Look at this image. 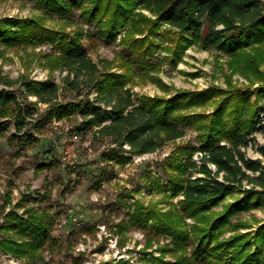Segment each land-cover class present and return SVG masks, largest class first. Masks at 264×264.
I'll return each instance as SVG.
<instances>
[{
	"label": "trees",
	"instance_id": "1",
	"mask_svg": "<svg viewBox=\"0 0 264 264\" xmlns=\"http://www.w3.org/2000/svg\"><path fill=\"white\" fill-rule=\"evenodd\" d=\"M33 1L48 17L56 15L66 23L74 9H78L81 18L86 22L94 21L97 34L108 41H113L119 29H124L121 42L133 50L138 68L147 64L146 56L157 47L152 40L159 33L160 23L164 22L192 38L180 35L169 38L174 42V49H168L176 56L191 40H200L204 46L229 55L227 65L232 70L250 80H264V72L259 68L264 61V0ZM84 1H87L86 5ZM141 8L148 9L155 17L145 15ZM45 19L44 15L0 17V43L11 46L59 40L61 54L52 59L46 57V64L51 67L75 65L78 72L96 73L97 66L88 59L80 32L76 30L68 38L62 28L47 25ZM204 21L208 30L202 34ZM163 34L167 36L168 31ZM128 64L129 61L124 60V72L110 71L103 74L101 80L95 77L91 84L96 88V99L110 108H102L93 102L82 106L79 100L51 102L57 88L54 83L24 81L26 94L47 103L43 117L36 124L39 125L42 119H66L80 112L83 123L79 129L96 127L94 137H106L115 147L125 146L124 150L130 153L154 151L165 141L183 136L185 128L196 129L198 145H177L164 163L166 190H162L161 177H149L148 185L160 193L161 198L148 203L138 198L130 204L124 203L129 214L114 225L115 231L123 239L130 228L152 231V234L148 233L146 244L138 250V260L150 264H264V219L231 221L233 216L244 211L264 208V145L257 147L261 157L256 158L246 157L241 149L247 145L246 138L256 130L260 118L257 100L251 102L249 90L240 91L227 80V88L183 90L169 97L142 96L135 102L124 88L135 74ZM73 87H77L75 82ZM255 92L259 99L262 86ZM216 95L218 98L208 113L180 111L192 105H204ZM10 101L16 111L14 130L23 135L18 142L33 140L31 133L22 132L26 116L31 114L22 110L19 100L8 90L0 92V117L6 116L3 121L9 120ZM262 111L264 114V108ZM196 151L200 154L199 162L192 159ZM111 154L117 163L130 159L116 150ZM49 166L48 162L38 164L36 171ZM29 194V191L21 194L20 200L27 199ZM120 196L122 199L133 198L131 194L120 193ZM228 197L232 199L227 200ZM4 200L10 202L9 192ZM160 203H166L167 207L161 208ZM217 206L221 208L216 209ZM18 207L22 208L21 212ZM55 217L47 207L24 206L16 201L2 214L0 250L23 258L24 264H50L43 251L54 240L51 231ZM185 217H190L193 223L188 226ZM240 228L247 230L240 231ZM227 230L232 233L222 236ZM159 235L168 241L161 244ZM154 238L158 254L148 249ZM166 253H170L171 258H166ZM129 262L121 256L98 264Z\"/></svg>",
	"mask_w": 264,
	"mask_h": 264
},
{
	"label": "rangeland",
	"instance_id": "2",
	"mask_svg": "<svg viewBox=\"0 0 264 264\" xmlns=\"http://www.w3.org/2000/svg\"><path fill=\"white\" fill-rule=\"evenodd\" d=\"M41 10L33 0H0V17L44 15L47 25L62 28L68 38L74 31H79L88 59L96 64L97 71L92 74L83 70L78 72L74 69L75 65L59 64L51 67L46 64V57L52 59L61 54L59 40L11 46L0 43V92L8 90L19 100L22 110L31 114L30 117L26 116L27 122L22 132L31 133L34 137L29 142H18L23 135H18L14 130L16 111L13 110L14 103L10 101L9 120L3 121L6 116L0 117V222L3 212L18 200L24 206L47 207L56 215L51 231L54 240L43 251L50 264H98L99 261L121 256L128 258L129 264H150L145 260H138V250L146 244L148 233L153 232L148 231L149 229L130 228L123 239L115 231L114 225L121 219H126L129 214L124 203L130 204L137 198L144 203L161 198V194L148 185L149 177H161L162 190H166V159L177 145H198V131L187 127L183 136L165 141L154 151L130 153L124 150L125 146L115 147L106 137H94L96 127L79 129L83 123L80 112L66 119H42L37 125L36 121L43 117L47 103L39 101L35 95L26 94L24 81L54 83L57 88L51 102L79 100L82 106L93 102L102 108H110L96 99V88L91 84L95 77L101 80L103 74L110 71L124 72V60L129 61V67L135 73L124 85L135 102L142 96L169 97L183 90L227 88V80H230L234 88L249 90L251 102L257 100L260 118L256 123V130L246 138L247 145L241 147L246 157L256 158L261 157L257 147L264 145V80H250L241 72L232 70L227 65L229 55L204 46L200 40H191L176 56L168 49H174V42L169 38L176 35L192 38L164 22L160 23L159 33L152 40L157 47L150 56H146L147 64L138 68L133 50L121 42L124 29H119L117 37L108 41L97 34V24L94 21L86 22L81 18L78 9H74L67 23L56 15L48 17ZM140 11L151 18L155 17L146 8H141ZM207 30L208 24L204 21L202 34ZM165 31H168L167 36L163 34ZM259 68L264 72V61ZM74 82L77 84L76 88L73 87ZM260 85L262 95L256 99L255 90ZM217 98L218 95L204 105H192L180 111L208 113L213 109V101ZM111 149L116 150V153L123 152L130 159L124 163L115 162L111 156L114 150ZM199 157L197 151L192 155V159L197 162ZM46 162L50 166L37 172L36 166ZM262 162L264 163V159ZM211 167L215 169L213 165ZM28 191L29 197L20 200L21 194ZM8 192L10 202H5L4 196ZM120 193L131 194L133 198L122 199ZM229 199L232 198L228 197L227 200ZM159 206L163 209L167 207L166 203H160ZM21 207H18L19 212L22 211ZM220 208L221 206L216 207ZM237 219L252 222L254 219L262 220L264 208L244 211L233 216L231 221ZM185 221L188 226L193 223L190 217H185ZM239 230L245 231L247 228ZM230 233L232 230H227L222 236ZM155 238L148 249H153L158 254L155 250ZM158 238L161 244L168 241L162 235ZM165 257L171 258V254L166 253ZM23 260L0 250V264H24Z\"/></svg>",
	"mask_w": 264,
	"mask_h": 264
}]
</instances>
